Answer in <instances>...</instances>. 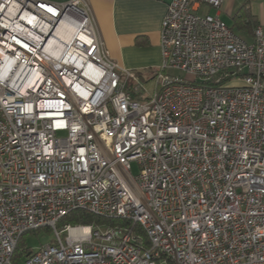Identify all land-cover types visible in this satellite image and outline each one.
I'll return each instance as SVG.
<instances>
[{"label": "built area", "instance_id": "1", "mask_svg": "<svg viewBox=\"0 0 264 264\" xmlns=\"http://www.w3.org/2000/svg\"><path fill=\"white\" fill-rule=\"evenodd\" d=\"M220 5L172 0L146 94L87 0H0V264L42 228L17 264H264V26ZM74 211L117 223L57 230Z\"/></svg>", "mask_w": 264, "mask_h": 264}, {"label": "crops", "instance_id": "2", "mask_svg": "<svg viewBox=\"0 0 264 264\" xmlns=\"http://www.w3.org/2000/svg\"><path fill=\"white\" fill-rule=\"evenodd\" d=\"M55 4L69 0H40ZM110 59L135 71L142 81L160 64L162 20L172 0H87ZM198 13L216 15L239 37L252 42L256 26H264V0H221L218 10L201 6Z\"/></svg>", "mask_w": 264, "mask_h": 264}, {"label": "trees", "instance_id": "3", "mask_svg": "<svg viewBox=\"0 0 264 264\" xmlns=\"http://www.w3.org/2000/svg\"><path fill=\"white\" fill-rule=\"evenodd\" d=\"M155 71H151L150 74L154 73ZM117 223L116 221H107L102 218L87 214L85 212L81 211H74L70 214L66 215L64 218L60 219L57 224L56 228L57 230H62L65 226L71 225H79V226H91L93 228L101 227L102 225L106 226H112L113 224ZM30 232L31 233H35ZM25 236V235H24ZM22 239V238H21ZM21 239L19 240L16 250L13 255L12 263L17 264L21 261L22 258L26 257L28 254H30L31 250H28L23 246L21 243Z\"/></svg>", "mask_w": 264, "mask_h": 264}, {"label": "rangeland", "instance_id": "4", "mask_svg": "<svg viewBox=\"0 0 264 264\" xmlns=\"http://www.w3.org/2000/svg\"><path fill=\"white\" fill-rule=\"evenodd\" d=\"M169 74L174 76H181L182 78L192 80L191 77H185L178 72L172 71ZM144 83V82H143ZM152 89V83L150 81L145 82V90L146 94H150ZM131 174L132 176H136L138 174V168L136 164L131 165ZM54 240V235L48 229L42 228L37 230L35 233L26 234L22 237L21 243L25 248L31 250L32 252H36L41 246L48 245L52 243Z\"/></svg>", "mask_w": 264, "mask_h": 264}, {"label": "bare ground", "instance_id": "5", "mask_svg": "<svg viewBox=\"0 0 264 264\" xmlns=\"http://www.w3.org/2000/svg\"><path fill=\"white\" fill-rule=\"evenodd\" d=\"M71 31H72L71 29L66 28V25L64 23L61 24L57 28L56 35L58 36V39H59L60 42L59 41H56V40L53 41V50L51 52L53 55H59L61 46L63 45L61 43V40L64 43L68 42V40L70 39V36H71L70 35V32Z\"/></svg>", "mask_w": 264, "mask_h": 264}]
</instances>
